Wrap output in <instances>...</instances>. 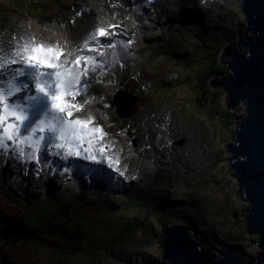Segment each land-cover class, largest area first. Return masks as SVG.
I'll return each mask as SVG.
<instances>
[{"label": "rangeland", "instance_id": "rangeland-1", "mask_svg": "<svg viewBox=\"0 0 264 264\" xmlns=\"http://www.w3.org/2000/svg\"><path fill=\"white\" fill-rule=\"evenodd\" d=\"M96 1L99 9L105 10L103 2L109 0ZM169 1L165 0L164 4ZM82 2L84 0H0V37L9 28L16 34L14 39L19 44L28 40L30 30L26 26L18 29L10 26V21L19 25L32 19L40 25L59 26L62 23L64 27L70 15L83 13V10L77 11V5ZM138 5L139 2L137 6L125 4V17L133 12V8L142 14L145 10ZM223 7L226 16L216 25L209 23L204 29L195 31L196 26L187 29L182 23L173 21L168 22L169 28H158L161 35L146 44V55L138 63V87L129 85L127 79L122 80L117 60L106 72L118 84L112 87V92L118 87L136 97L131 113L118 117L114 111L113 93L109 96L113 107L107 109L111 129L106 143L111 144L112 155L107 156V160L113 161L117 154L114 131L122 125L136 129L127 139L132 148L138 146L144 153L132 162L133 170L143 168L147 152L158 159L157 166L150 165L151 169L146 173L148 178L135 192L101 190L106 179L97 177L95 172L89 175L77 173L64 185L52 176L51 181L58 187L46 191L36 189L34 184L29 188L21 187L19 183L14 185L12 180L0 178V207L5 214L1 218L3 228L6 231L19 228L34 211L37 219L36 238L18 241L11 236L0 238V264H145L147 260L159 259L158 240L165 226L189 225L179 214L167 215L166 220L164 206L172 209L182 206L195 216L198 227L204 231L207 228L210 235L216 233L217 238L208 242L210 250L219 247L222 240L225 245L232 243L245 253L255 255L259 250L257 237L245 222L248 204L238 192L228 160L232 155L229 146L235 142L236 123L243 117L245 104L239 101L235 108L228 109L226 92L219 86H211L214 77L207 80L204 73L214 62V69L223 71L216 79L222 78L227 74L225 64L233 59L230 55L221 56L225 42L218 53L221 44L217 47L208 44L214 43L215 39L196 36L199 31L211 37L230 31L236 36L232 41L236 42L234 50L241 54L245 51L238 42L245 37L242 38L239 32L253 37L247 22L249 16L241 12L239 4L225 1ZM149 13L153 14L152 11ZM12 41L0 39L5 52ZM93 88V85L89 87ZM169 112L180 124L173 123L176 127L173 137L161 140L163 135L157 136L158 131L164 130L160 120L170 119ZM168 140L172 145L167 144ZM147 142L154 147H145L143 144L149 145ZM184 164H189L192 169L184 168ZM108 181L119 185L115 180ZM76 191L94 194L95 199H87ZM43 195L53 214L48 215V210L45 211ZM122 195L128 200L142 197L140 200L144 199L146 203L126 206L128 201L120 200ZM37 199L41 201L37 203ZM51 200L56 203L51 204ZM26 202L29 207L25 206Z\"/></svg>", "mask_w": 264, "mask_h": 264}, {"label": "bare ground", "instance_id": "bare-ground-1", "mask_svg": "<svg viewBox=\"0 0 264 264\" xmlns=\"http://www.w3.org/2000/svg\"><path fill=\"white\" fill-rule=\"evenodd\" d=\"M136 1L139 2L138 6L145 11L140 14L137 9L133 8V12H130L131 14H127L125 17L124 12L126 13V11L123 10L125 4L136 5ZM140 1L141 0H109L108 2H103L104 10L103 8L99 9L96 0H84V2L77 5V11L83 10V13L77 12V15H70V20L67 21L64 27H62V23H60L59 26L52 23L40 25L32 19L24 21L19 25L14 23V21H10V26H15L17 29L20 26H26L30 30L28 39L35 37L38 41L44 40L53 44L59 42L61 45H65L69 50H72L73 44L81 42L86 35L96 27H107L110 24L120 26L115 29L119 35L111 38L114 42H119L117 48L115 50L107 49L106 56L100 58L104 61L106 67L97 68L95 72L90 73L89 77L86 78L88 85L86 90L82 88V95L77 98L79 102L83 103L87 101V103L84 104L83 109L77 112L76 115L81 118H87L88 116L93 118V123L90 127L98 126L102 129L103 133L106 134L103 143L109 142V131L111 129V122L107 109H111L113 103L109 100V96L112 94V87L118 85L111 74L106 75L107 70L113 66V62L117 60V66L121 68L122 80L127 79L126 82L129 85L138 87L136 81L140 76V65L138 63L140 59L144 58L146 55V44L155 41L161 35L162 32L157 33V30H159L158 28H169L168 22L170 21L182 23L183 25L189 23L198 25L203 23L202 18L199 19V14L188 13L189 8L184 5V1L192 3L195 11H198V13L202 11L205 13L208 12L210 17L208 20H211V18L215 19L213 21L215 23L214 25L217 24L218 20H222L226 16V9L223 7L225 1L239 5L241 2V0H170L164 4L165 0H155L154 4L150 5L147 3V0L146 2ZM147 10L152 11L153 14L147 15ZM131 16L136 17L135 21L130 22L129 18H131ZM183 16H185L184 18L186 20H183ZM2 37L13 40L12 46L18 43V41L14 39L16 34L10 31L9 28L2 33ZM2 37H0V39H2ZM126 41L132 42L127 48L124 47V42ZM113 51L117 53L115 57L112 54ZM20 79L29 84L32 83L31 81H27L26 78L21 77ZM108 84H111V86H108ZM91 85L95 86V88L89 89ZM169 115L170 119L161 118L160 120L162 126H164V130L161 132L158 131L157 133L159 134L157 136H161L162 134L163 136L159 138L161 140H164L165 137H173L176 130L173 123H179V119H173L174 116L172 112H169ZM138 121L136 123H138ZM135 131V128L130 129V126L124 125L120 126L116 132L114 131V136L116 137L114 148H117V154L113 156V159H118L120 164H114L113 160L110 164L111 166L107 168L110 170L104 168V166L97 163V161H103L107 156L109 157L112 155L111 144L107 148L106 153L103 155L97 154L96 161L85 159L83 156L64 157L59 150L49 149L45 146L42 148L39 156L40 162L37 163L36 161L26 158H18L13 149L9 148L7 150H0V178L3 181L12 180L14 183H19L20 185L29 186L34 184L36 189L41 188L46 191L47 189L58 187V184L51 181L52 176L57 177L62 185L68 184L76 177V170L81 165L87 171H95L99 178H114L119 185H122L118 191L135 192L137 188L141 186V183L148 178L146 173L151 169L150 165H153L155 168L158 164V159L153 158L154 156H151L145 148V153L147 152V155L144 156L145 161L142 166L143 168H138L137 170L132 169V162H135L136 158L144 154L138 146L132 148L127 139V136ZM147 143H149V145L146 146V143L143 145H145V147H154L151 142ZM46 144L47 142H45V145ZM132 149H134V151ZM153 153L156 154V150H153ZM55 154L61 155L60 160L54 156ZM127 164H129L127 167L128 169L126 168ZM183 167L192 169L189 164H184ZM197 168L198 166L195 167V169ZM116 191L115 189V192Z\"/></svg>", "mask_w": 264, "mask_h": 264}, {"label": "snow or ice", "instance_id": "snow-or-ice-1", "mask_svg": "<svg viewBox=\"0 0 264 264\" xmlns=\"http://www.w3.org/2000/svg\"><path fill=\"white\" fill-rule=\"evenodd\" d=\"M119 27H96L72 50L35 37L15 46L9 42L7 52L0 45V150L11 148L18 158L37 163L45 146L64 157L96 160L104 154L109 147L103 143L106 134L90 127L91 116L76 115L87 103L77 98L86 90L90 73L106 67L100 58L117 48L119 42L111 38L119 35ZM131 43L124 42V47Z\"/></svg>", "mask_w": 264, "mask_h": 264}, {"label": "water", "instance_id": "water-1", "mask_svg": "<svg viewBox=\"0 0 264 264\" xmlns=\"http://www.w3.org/2000/svg\"><path fill=\"white\" fill-rule=\"evenodd\" d=\"M240 9L249 16L247 22L254 35L239 32L245 37L238 41L245 47L242 54L234 50L236 42L227 43L221 53L233 59L225 64L227 75L212 79L210 85L226 92L228 109L235 108L239 101L245 104L228 160L238 192L248 204L245 222L255 233L259 250L251 255L225 244L210 250L194 227L171 224L163 228L158 240L160 258L145 264H264V0H241ZM114 99L119 116L128 115L134 97L118 91Z\"/></svg>", "mask_w": 264, "mask_h": 264}, {"label": "trees", "instance_id": "trees-1", "mask_svg": "<svg viewBox=\"0 0 264 264\" xmlns=\"http://www.w3.org/2000/svg\"><path fill=\"white\" fill-rule=\"evenodd\" d=\"M230 33H232V32L228 31L226 33L219 34V35L217 34L216 36H212V37L204 36L203 33H201V35H203L206 38H211L213 40L215 39L214 43H211V42L208 43V44L213 45V47H217L218 44H221L218 47L219 50L217 49L218 53H219L221 50L220 48H221V46H223L224 42L233 41L234 38L236 37L235 35H233V33H232V35ZM214 66H216V64L214 62H211V65L205 69L204 73L207 77V80H209L210 77H214V79H216L217 77H220L221 74L223 73V71L218 69V68L214 69ZM226 69H227V67H226ZM226 75L227 74H225L224 76H226ZM233 119H234V116H233ZM90 197H91V199H94V196H90ZM162 197H165V196H162ZM164 199L166 200V197ZM180 199L183 200V198H180ZM39 201H41V200L38 199L36 202L38 203ZM55 203H56L55 200L51 201V204H55ZM145 203H146V201L144 199H142V200L137 199V200L130 201L128 206L129 205H132V206L136 205L137 206V205H142ZM44 204H45V208H46L45 211L48 210V215L53 214V210L48 208L47 199H46V201H44ZM26 207H29V204H26ZM162 210L166 213V220H168L167 215H175L176 216L177 214H179L180 215L179 217L184 219V221L186 223L195 227L198 230L199 234H201V237L204 239V241L205 240L207 241L206 246H208V242L213 241L215 238H217L216 233H213L210 235L207 232V228H205V231H204V228L201 229L200 227H198L196 224L195 216L194 215L192 216L191 213L189 211H187L185 208H183L182 206H178V207H176V209H172V208H168V207H162ZM54 211L56 212V210H54ZM3 217H5V215L0 210V238H4L6 236H9V237L11 236L15 241L26 240V239L30 240L34 237L36 238L35 233H34L35 232L34 228L36 227V220H37L35 218V211L31 215H29L27 218L24 219L25 224L23 222V224L19 228L14 229V230H10V231H6L3 228L2 219H1ZM208 236H212V237H208ZM220 243H222V240H220ZM211 248H213V247H211ZM243 252H245V250H243ZM159 258H160V255H159Z\"/></svg>", "mask_w": 264, "mask_h": 264}]
</instances>
